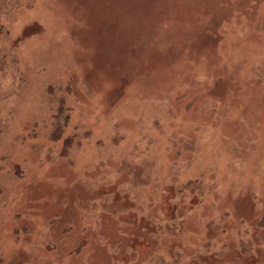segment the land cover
I'll return each instance as SVG.
<instances>
[{
  "label": "rangeland",
  "instance_id": "1",
  "mask_svg": "<svg viewBox=\"0 0 264 264\" xmlns=\"http://www.w3.org/2000/svg\"><path fill=\"white\" fill-rule=\"evenodd\" d=\"M0 19V264H264V0Z\"/></svg>",
  "mask_w": 264,
  "mask_h": 264
},
{
  "label": "trees",
  "instance_id": "2",
  "mask_svg": "<svg viewBox=\"0 0 264 264\" xmlns=\"http://www.w3.org/2000/svg\"><path fill=\"white\" fill-rule=\"evenodd\" d=\"M7 1H12V0H0V16H1L2 10L5 9V4ZM0 23H2L1 19H0ZM8 35H9L8 30L6 31L5 27L2 26V24H0V39L6 40L5 38ZM11 55L13 54L11 53ZM16 64H17L16 60L10 56L9 51L5 49H0V76H3V74L7 73V71L10 72V68H12V66Z\"/></svg>",
  "mask_w": 264,
  "mask_h": 264
}]
</instances>
